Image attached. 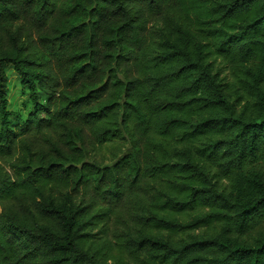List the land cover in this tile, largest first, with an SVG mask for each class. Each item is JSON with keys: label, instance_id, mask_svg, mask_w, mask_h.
Wrapping results in <instances>:
<instances>
[{"label": "trees", "instance_id": "trees-1", "mask_svg": "<svg viewBox=\"0 0 264 264\" xmlns=\"http://www.w3.org/2000/svg\"><path fill=\"white\" fill-rule=\"evenodd\" d=\"M110 234L264 264V0H0V264H127Z\"/></svg>", "mask_w": 264, "mask_h": 264}, {"label": "rangeland", "instance_id": "rangeland-1", "mask_svg": "<svg viewBox=\"0 0 264 264\" xmlns=\"http://www.w3.org/2000/svg\"><path fill=\"white\" fill-rule=\"evenodd\" d=\"M214 66L216 68L223 67L221 61H217V62L215 61ZM222 73H225V71H223ZM36 98L37 100H35L29 88L24 89L22 85L19 83V81L17 79H14L10 83V92H9V110L12 111L13 113L11 118L17 119L18 116L27 118L29 113L34 110V107L37 101L39 103L46 102L45 95L41 94L40 92L38 93V96ZM40 115L43 117L46 115V112L41 110ZM108 237L112 239L113 241V244L110 246V249H112V252L124 258V261H126L127 264H134L133 258L128 252L126 251L121 252V253L118 252L119 247L117 246V240L111 234ZM109 262L113 264L114 260L110 259Z\"/></svg>", "mask_w": 264, "mask_h": 264}]
</instances>
